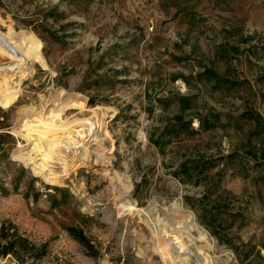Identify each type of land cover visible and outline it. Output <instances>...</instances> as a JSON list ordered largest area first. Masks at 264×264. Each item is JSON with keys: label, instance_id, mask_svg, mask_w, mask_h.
I'll list each match as a JSON object with an SVG mask.
<instances>
[{"label": "rangeland", "instance_id": "rangeland-1", "mask_svg": "<svg viewBox=\"0 0 264 264\" xmlns=\"http://www.w3.org/2000/svg\"><path fill=\"white\" fill-rule=\"evenodd\" d=\"M26 31V76L0 58V227L36 264H264V0H0V35ZM48 113L79 146L61 181L13 131Z\"/></svg>", "mask_w": 264, "mask_h": 264}, {"label": "bare ground", "instance_id": "bare-ground-1", "mask_svg": "<svg viewBox=\"0 0 264 264\" xmlns=\"http://www.w3.org/2000/svg\"><path fill=\"white\" fill-rule=\"evenodd\" d=\"M41 46V41H39L31 31L15 33L12 34L10 38H4L0 35V58L5 61L9 60L12 63H18L22 70V74L26 76L29 70V64L41 60ZM2 73V81L0 83V105L3 108H8L15 101V93L17 87L20 85V81L13 83L12 80L10 82L6 73ZM44 115L27 119L25 123L21 122V124H19L21 127L14 128L13 131L15 134L17 133L22 138L26 139L28 144L32 146L28 161L32 164L33 168L38 171L46 172L49 177L54 180L61 181V178L65 174V167H69L71 163L69 160H66V157L73 155L78 145L73 142L74 138L71 137L69 132L60 128V126L52 124L51 113ZM86 124H88V128V119H86ZM166 223L168 226L169 224L170 226H179L180 221H175L174 219L169 220L168 218ZM183 230L184 228H181L180 231L175 230V236L178 235L176 234L178 231L180 237H176L173 252L186 260L188 257L183 254V246L181 244Z\"/></svg>", "mask_w": 264, "mask_h": 264}, {"label": "trees", "instance_id": "trees-1", "mask_svg": "<svg viewBox=\"0 0 264 264\" xmlns=\"http://www.w3.org/2000/svg\"><path fill=\"white\" fill-rule=\"evenodd\" d=\"M183 103V109L189 107L186 102ZM9 230L4 224L0 227V255L11 253L16 258L15 264H36V259L45 253L41 245L29 243L27 237Z\"/></svg>", "mask_w": 264, "mask_h": 264}]
</instances>
